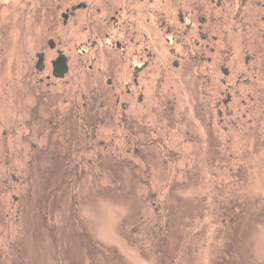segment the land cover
Returning <instances> with one entry per match:
<instances>
[{
	"label": "rangeland",
	"instance_id": "374dc122",
	"mask_svg": "<svg viewBox=\"0 0 264 264\" xmlns=\"http://www.w3.org/2000/svg\"><path fill=\"white\" fill-rule=\"evenodd\" d=\"M2 48L0 264H264V153L251 136L222 132L214 113L211 135L187 125L199 98L193 79L166 90L176 114L188 111L175 132L155 133L158 112L138 111L144 136L130 165L117 162L122 142L106 138L108 154L59 148L52 157L40 151L23 73Z\"/></svg>",
	"mask_w": 264,
	"mask_h": 264
},
{
	"label": "flooded vegetation",
	"instance_id": "af4514ba",
	"mask_svg": "<svg viewBox=\"0 0 264 264\" xmlns=\"http://www.w3.org/2000/svg\"><path fill=\"white\" fill-rule=\"evenodd\" d=\"M3 45L48 156L105 155L106 138L122 142L117 162L130 165L146 108L159 114L155 133L175 132L189 111L187 125L211 135L214 113L222 132L251 136L264 153V0H0V56ZM187 77L199 98L176 114L178 99L165 93Z\"/></svg>",
	"mask_w": 264,
	"mask_h": 264
},
{
	"label": "bare ground",
	"instance_id": "6f19581e",
	"mask_svg": "<svg viewBox=\"0 0 264 264\" xmlns=\"http://www.w3.org/2000/svg\"><path fill=\"white\" fill-rule=\"evenodd\" d=\"M164 239V238H163Z\"/></svg>",
	"mask_w": 264,
	"mask_h": 264
}]
</instances>
